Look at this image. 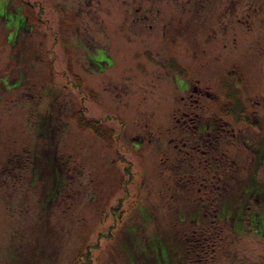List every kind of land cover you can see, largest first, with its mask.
<instances>
[{"label":"rangeland","instance_id":"obj_1","mask_svg":"<svg viewBox=\"0 0 264 264\" xmlns=\"http://www.w3.org/2000/svg\"><path fill=\"white\" fill-rule=\"evenodd\" d=\"M126 1L0 0V264H78L79 250L100 232L107 235L93 250L94 264L169 260L167 242L181 238L179 216L202 207V184L178 171L183 162L191 177H206L199 165L206 145L195 149L196 164L184 161L180 147L178 157L171 142L176 135L181 143L173 121L195 90L209 95L204 120L214 114L219 124L234 109L225 96L231 80L256 124L241 127L258 139L263 158L264 0H213L210 15L199 3L208 27L175 32L170 21L163 36L133 21ZM37 16L43 21L34 22ZM252 149L238 160L242 167L236 163L246 177ZM118 150L133 164L127 193ZM53 152L65 180L45 163ZM255 176L250 191L261 193L264 165ZM257 208L247 209L252 221L237 225L241 251L237 234L219 240L217 264H264V201ZM170 250L177 261L179 243ZM188 256L197 264L193 250Z\"/></svg>","mask_w":264,"mask_h":264},{"label":"trees","instance_id":"obj_2","mask_svg":"<svg viewBox=\"0 0 264 264\" xmlns=\"http://www.w3.org/2000/svg\"><path fill=\"white\" fill-rule=\"evenodd\" d=\"M231 82V87L229 86V80L227 81V84H226V90L228 92L225 93V96L229 99H231V102L234 103V109H227L230 113H235L236 117L239 119V118H242L243 116H245V105L243 103V100L241 99V96L239 95V92H236V90L234 89L233 87V83L232 81L230 80ZM233 88V89H232ZM233 91V92H232ZM243 103V105H241ZM243 107V108H240L239 107ZM202 108V105H201V102H198L196 107H195V110L192 111L193 112V120L194 121H191V122H197L198 123V120L200 118V114L202 112H200ZM204 110V109H203ZM225 112V110H223ZM237 111V112H236ZM205 112V110H204ZM190 115H192L191 111L189 112ZM226 113V114H228ZM196 114V115H195ZM225 114V116H226ZM80 118L83 120V117L81 115H79ZM224 117V116H222ZM220 117L219 121L221 122L223 120V118ZM216 119V118H215ZM82 120L79 119V122L82 123ZM176 124V123H175ZM192 125V124H191ZM198 126V125H197ZM216 126H220V125H217V123H214V127ZM203 127H207V125H203ZM209 127V126H208ZM187 135H190L189 133H187ZM197 137V135H195ZM44 139H45V136H44ZM54 155H55V152H53ZM120 154V152L118 153ZM122 159L124 160L125 164H124V176H123V179L124 182H123V186L124 188L126 189L127 192H129V183L131 182L132 178H133V174H134V171H133V164H132V161L129 160L128 158H126L123 154H120ZM45 163H49L50 166L52 167V169H54L55 167H59V163L58 161H55L53 159L50 160V162L48 161H45ZM58 170V169H57ZM222 186L219 182H216V188H215V192H216V195H215V201H216V205L217 207L221 206L223 201L221 200V197H220V193H222V188L220 187ZM123 199H121L120 201H122ZM107 234L103 233V232H100L99 233V237H98V240L96 242H90V243H85L84 246H83V249H81L79 251V258H80V263L78 264H94L93 263V250L95 249H98L100 247V239L105 236Z\"/></svg>","mask_w":264,"mask_h":264},{"label":"flooded vegetation","instance_id":"obj_3","mask_svg":"<svg viewBox=\"0 0 264 264\" xmlns=\"http://www.w3.org/2000/svg\"><path fill=\"white\" fill-rule=\"evenodd\" d=\"M162 1L164 3H161ZM203 1L204 0H195L192 4H189L186 0H144L142 4L135 8V12L138 13V15L135 16V21H144L151 27L153 25L152 23L167 16L181 19L187 11L193 13L198 12L201 8L200 4ZM169 3H172L171 8H169ZM144 4L146 11L141 12L140 10ZM211 136H215V133L212 134L210 131V137ZM213 146L214 142L212 143V147ZM239 212L242 215L241 208ZM248 220L252 221L253 217L249 215ZM166 264H170V262H166Z\"/></svg>","mask_w":264,"mask_h":264}]
</instances>
